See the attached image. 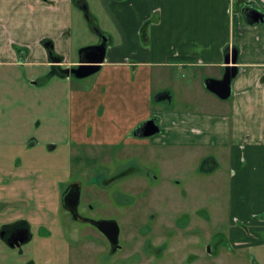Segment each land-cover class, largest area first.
Segmentation results:
<instances>
[{"label": "crops", "instance_id": "1", "mask_svg": "<svg viewBox=\"0 0 264 264\" xmlns=\"http://www.w3.org/2000/svg\"><path fill=\"white\" fill-rule=\"evenodd\" d=\"M85 1L93 23L76 0H0V66L23 64L31 81L45 78L40 85L67 84L68 134L78 144L131 150L142 170L156 156L208 159L206 175L225 166L226 237L264 263V21L242 13L245 4L264 13V0ZM96 29L113 41L96 73L76 83L47 74L77 64ZM231 48L238 71L221 99L204 80L223 75ZM151 117L160 131L135 136Z\"/></svg>", "mask_w": 264, "mask_h": 264}, {"label": "rangeland", "instance_id": "2", "mask_svg": "<svg viewBox=\"0 0 264 264\" xmlns=\"http://www.w3.org/2000/svg\"><path fill=\"white\" fill-rule=\"evenodd\" d=\"M82 16L89 22L90 17ZM100 23L105 24L102 20ZM71 80L76 83L79 79ZM63 82L54 78L34 85L23 64L0 66V197L8 196L10 190L13 196L21 193L35 202L33 197L38 191L43 211L45 206L53 210L58 170L65 171L67 165L74 164L81 171L108 167L113 173L123 166L121 171L126 169V173H121L129 174L124 176L129 189L122 199L111 200L106 210L108 216L119 220L123 248L113 263L104 262V253L98 251L103 241L91 226L85 225L86 231L73 239L66 257L59 229L51 227L49 232L34 224L35 239L23 246V255L0 242V264H26L31 259L37 264H264L257 262L254 248L235 250L226 237L231 222L225 166L206 175L199 170L196 156L184 163L154 156L142 170L131 150L88 144H76L78 161L74 162V146L66 144L70 87ZM30 137L38 140L37 146L28 145ZM50 144L56 145L53 152H49ZM16 161L44 167L45 173L42 178L18 179L8 169ZM27 206L30 213L39 215L33 205ZM13 207L23 206L16 201ZM5 208L0 204V212ZM37 219L33 221L38 223ZM145 239L159 248V253L144 256L140 249Z\"/></svg>", "mask_w": 264, "mask_h": 264}, {"label": "flooded vegetation", "instance_id": "3", "mask_svg": "<svg viewBox=\"0 0 264 264\" xmlns=\"http://www.w3.org/2000/svg\"><path fill=\"white\" fill-rule=\"evenodd\" d=\"M99 41L100 39L97 40L96 43ZM58 58L57 56V59ZM63 67L60 65L52 66L51 72L62 75L61 68ZM44 79V77L37 78L36 84L40 85ZM66 144L74 146L73 160L74 162L78 161V151L75 149L78 143L74 142L70 136H68ZM28 145L31 147L37 146L38 140L34 137H30ZM50 148L51 150L49 152H53L56 145L50 144ZM28 149L29 148H27L26 151ZM206 163L209 164L208 159H204L200 162L198 168L201 172L206 171V168L203 166V164ZM208 167L211 168L210 165H208ZM107 168L100 170L88 168V170L81 171L77 165L69 164L65 167V171L58 170L56 175L58 179L55 191L56 197L53 203L54 209H49L51 211H49L46 206L43 211L44 205L43 202L40 201L42 199V194L38 191H36V196L33 197L35 202H30L26 195L19 193L17 196H13V193L8 190V196L2 195L0 197V204L6 206L5 210L0 212V242L19 255H23L25 253L23 246L35 239L33 233L34 224H37V229L43 228L49 232L51 231V227H54L59 229L60 237L63 239V255L69 257L68 247H73V239L83 235L86 231L84 228L89 225L103 241L101 242L100 240L103 246L100 245L98 247V251L104 253V257L102 258L103 261L113 263L114 256L122 250L123 244L120 243L121 229L119 220L118 218L108 216L106 210L109 209L111 200L116 201L122 199L129 188L124 184V176L126 174H122L121 172L126 173V169L125 171H121L123 166H120L118 170L115 169L113 173ZM8 169L11 174H17L14 175V177L24 179L25 176L42 178V174L45 173L46 168H41L36 165H22L21 162L16 161ZM127 176H129V174H127L126 177ZM1 183L2 181L0 180V188H2ZM112 190H114L113 193H111ZM16 201L22 203L23 207L15 209L13 204ZM27 205H29V207L33 205L34 208H36L35 213L39 212V215L30 213L31 210H29ZM33 219H37L38 223L33 221ZM90 220H115L119 228L117 244L113 247L106 233ZM140 251L145 256L158 252L159 248L151 245L150 240L145 239ZM26 264L37 263L31 259L27 260Z\"/></svg>", "mask_w": 264, "mask_h": 264}, {"label": "water", "instance_id": "4", "mask_svg": "<svg viewBox=\"0 0 264 264\" xmlns=\"http://www.w3.org/2000/svg\"><path fill=\"white\" fill-rule=\"evenodd\" d=\"M77 6L84 12L86 18L88 17L87 3L85 0H76ZM242 13L247 18L249 23L264 21V13L255 6L245 4L242 6ZM96 34L100 41L91 45L83 46L79 49V60L73 66L61 68L62 75L73 76L76 79L86 78L96 73L105 59L107 49L108 37L96 29ZM237 50L236 48L229 49V52L224 57L226 65L224 67L223 75L220 78H207L204 80V87L217 95L221 99H226L231 93V80L238 71L236 66ZM57 61V60H54ZM51 74H54L51 72ZM36 84V80L32 81ZM160 131V128L154 117L148 118L139 124L133 130V134L137 137H148ZM98 228L106 233L111 241V244H117L118 224L115 220H90Z\"/></svg>", "mask_w": 264, "mask_h": 264}]
</instances>
